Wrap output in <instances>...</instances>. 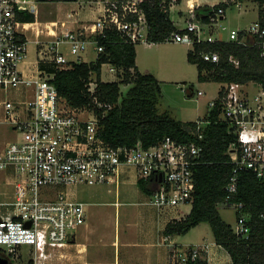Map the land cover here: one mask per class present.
<instances>
[{"label": "built area", "instance_id": "built-area-1", "mask_svg": "<svg viewBox=\"0 0 264 264\" xmlns=\"http://www.w3.org/2000/svg\"><path fill=\"white\" fill-rule=\"evenodd\" d=\"M153 1L98 0L100 15L94 23L62 34L53 31L57 23H51L52 29H46L52 39H41L42 30L36 27V60L27 73L23 68L29 51L25 32L37 26L38 21L24 23L19 14L28 12L37 19L38 5L32 0H0V256L11 263L20 257L24 246L33 250L36 264H44L56 251L69 246L87 219L86 204L76 197L79 189L111 183L123 166L134 169L140 180L156 183L157 191L148 200L152 207L173 210L192 205L196 190L193 169L201 163V142L214 110H219L229 134L237 138L228 150L234 171L226 188L227 199L220 206L240 213L234 230L238 236L249 235L250 228L241 214L243 204L230 199L237 192L240 171L264 178L262 84H224L219 101L210 102L207 118L196 121L193 134L198 141L183 143L165 137L149 148L141 142L134 147H111L101 137L95 109L69 106L53 84L55 75L42 68L54 64L58 71L69 69L73 63L83 61L81 54L90 45L99 55L104 51L99 39L107 38L110 32L135 46L155 44L149 40L150 25L143 8ZM176 2H169L170 12ZM240 4V0H219L218 9L209 15L207 23L191 9L190 16L175 23L177 31L165 42L186 43L192 48L197 43L236 42L259 47L264 59V13L244 30L222 27L228 32L227 38L208 34L225 19L226 5ZM66 46L76 57L74 60L63 53ZM201 56L208 63L220 61L216 52H203ZM231 61L238 66L237 61ZM97 85L91 76L89 93L93 97ZM94 104L99 109H111L95 97ZM168 249L170 264L204 259L208 252L205 246L180 249L169 244Z\"/></svg>", "mask_w": 264, "mask_h": 264}, {"label": "trees", "instance_id": "trees-1", "mask_svg": "<svg viewBox=\"0 0 264 264\" xmlns=\"http://www.w3.org/2000/svg\"><path fill=\"white\" fill-rule=\"evenodd\" d=\"M170 1L163 3V0H154L143 5L150 25L149 40L153 43H164L178 29L170 18ZM256 1L260 4V15H263L264 0ZM218 7L199 6L195 9V15L207 23L209 15ZM19 18L28 23L36 21L34 15L26 12L20 13ZM99 40L104 51L95 62L73 63L71 68L59 70L53 84L72 108L95 109L103 141L111 147H134L141 142L144 148L160 143L165 137L183 143L198 141L193 134L196 122L183 123L167 113H159L160 82L154 75L143 74L138 70L136 46L126 43L112 32L107 38ZM203 52L218 53L219 63L205 62L201 56ZM231 59L237 61L238 66ZM188 61L197 66L198 81L201 83L246 84L255 81L264 86V59L257 46L236 42L197 43L188 53ZM105 64H112L125 77L117 82H103L101 71ZM94 73L98 84L94 97L101 104L111 106V109H99L94 104V97L89 93V83ZM123 84L131 85V88L121 100ZM190 90L193 91L194 86ZM222 93L223 88L217 102ZM209 119L211 123L201 142L204 146L201 163L193 169L196 190L192 210L186 217L171 221L164 234L166 237L184 236L195 227L207 224L216 244L229 254L232 264H264V178L259 179L249 171H240L238 174L237 192L230 201L243 204L241 214L250 228L247 237L238 236L234 228L224 221L219 210V206L227 199L226 188L234 171L228 150L237 138L229 134L228 124L220 118L219 110L212 111ZM139 188L148 196L157 191L153 180H139ZM237 214L238 218L240 213ZM186 264L208 262L206 259H198Z\"/></svg>", "mask_w": 264, "mask_h": 264}, {"label": "rangeland", "instance_id": "rangeland-1", "mask_svg": "<svg viewBox=\"0 0 264 264\" xmlns=\"http://www.w3.org/2000/svg\"><path fill=\"white\" fill-rule=\"evenodd\" d=\"M89 1L92 3L93 7L96 6L98 9L99 17L100 8L97 4L98 0ZM178 1L180 0H177V2ZM240 3H243L241 8L236 5H227L225 19L220 21L212 31L210 29L208 34L213 35L215 38H227L228 32L223 30L222 27H226L229 30H244L258 20L260 15V4L256 0H240ZM65 6L66 5L56 1L38 2L39 18L36 20L40 22H46L48 20L53 21L62 18V15L63 18H67L68 13L74 14L73 7ZM180 10H187L185 1L181 5L176 6L170 13V18L174 23H181L180 16L181 18H187L190 15L189 13L185 15L184 13L179 14ZM96 19L93 20L91 24L94 23ZM25 33L30 43L28 62L23 68L27 73H30L28 72L29 65L32 64L31 67H34L33 64L36 60V46L35 42H33L35 39V27ZM93 47L94 45H90L88 50L81 54L83 62L90 63L95 61L96 51H94ZM192 49L193 48L186 43L175 42H164L155 44L152 47H147L145 44L136 46V62L140 72L143 74H152L160 82L161 97L158 104L159 113H167L172 118L183 123L196 122L199 118L204 117L209 110L210 102L217 99L220 90L224 87L223 84L216 82L201 83L198 81V68L188 61V53L192 51ZM73 58L76 57L73 56ZM92 76L96 78L95 73ZM124 77V73L117 70L112 64H105L102 67L101 78L103 82H117ZM191 86H194L195 91V95L192 96L189 95ZM130 88L131 85H121V100L127 95ZM198 91H202L205 94L203 96H198ZM76 197L86 204L87 223L97 225L95 228L99 230L98 246L103 249L100 250V258L105 260L102 264H117V261L115 260V262H113L112 258V242L106 241L104 236L107 234V236H110V239H114L115 237V239L117 238L119 240L120 235V241H122L125 232V214L128 212L129 208L131 212L142 207L129 206L123 199V190L119 189L117 194L115 186H106L105 188H80ZM116 199L122 204H115ZM137 201L139 204L142 200L138 199ZM189 209L190 205L184 206L183 213H187ZM219 210L224 221L235 228L237 224V212L232 208L223 206H219ZM175 215H178V213H175ZM117 227L118 232L115 229ZM83 229H85V227ZM81 232L82 231L78 233V241L79 243H85L82 238H80ZM133 235L136 236V232H133ZM205 236H212V232L209 225L202 224L199 230H191L184 236L180 235L175 241L163 240V238L162 241L164 244L168 245L177 243L179 246L190 247L193 246L197 240ZM94 243L96 242L94 241ZM168 245L163 247V255L159 257L158 261H154V263H150V261L147 263H139L137 256L127 261H130V264H170ZM23 250L24 253H22V258L20 256L14 259L12 262L13 264H27L34 256L30 253L28 247L25 246ZM19 255H21V253H19ZM56 255L59 256V254ZM57 256L54 255L52 258L48 259L52 261L50 264H58L56 259L59 257ZM118 264H122L121 261Z\"/></svg>", "mask_w": 264, "mask_h": 264}, {"label": "crops", "instance_id": "crops-1", "mask_svg": "<svg viewBox=\"0 0 264 264\" xmlns=\"http://www.w3.org/2000/svg\"><path fill=\"white\" fill-rule=\"evenodd\" d=\"M32 1L37 3V5L38 2H41L39 0H32ZM49 1L50 0L43 2H49ZM53 1L64 4L66 5L65 7L67 6L73 7L74 14L68 13L67 18L65 17L63 18L62 15V18H58L53 21L52 20L50 21L48 20L46 22L38 21V25L37 26L34 25L35 39L33 42H35V46H36L35 50H37L36 40L38 37L37 34L38 31L36 27H39L40 31L42 30V32L40 33V35H42L41 39H52L51 36L47 35V29H46L47 26H49L48 29H52L51 23H57V26L53 29V31H56L58 34H62L67 31H72V30L76 31L88 27L91 24V22L98 17V13H99L98 9L96 8V6L93 7L92 3L89 0H62V1L53 0ZM184 1L186 3L187 10H180L179 13V14L184 13V15L186 13H189L191 15V9L195 10L199 6H215L216 4L219 3V0H213V1L212 0H180L173 4L171 11L176 6L181 5ZM241 5L243 6V3L240 4L239 8H241ZM184 18L185 17L181 18L180 16L181 21L184 20ZM24 23H28V22H24ZM28 24H33V23H28ZM40 24L42 27L40 26ZM62 24H64V26H62ZM174 25L176 26L175 23ZM28 42L30 43L29 40ZM155 44H152L147 47H152ZM62 51L67 56L68 59L74 60L67 46L64 47ZM97 57L98 55L96 53L95 61L97 60ZM42 68L44 71L50 73L51 75H56V72H58L54 64L43 65ZM189 92H190L189 94L190 96L195 95L194 90L193 91L190 90ZM207 115L208 112L202 118H205ZM139 180L140 179L138 178V175L134 169L128 166H123L118 178H116L109 184L95 187V188H101V187L105 188L106 186L107 187L115 186L117 190V194L119 189L123 190V199L127 202L129 206H136V207L139 206L138 208L142 207L140 209H135L131 212L129 208L128 212L125 214V218H126L124 222L125 232L122 241H120V235H119V240L117 238L115 239V237L114 239H110V236H107V234H105L104 236L106 241L112 242L111 243L112 245L111 250L113 251L112 258H113V262H115V260L117 261V264L120 261L122 264H130V261L127 260L135 256L138 257L137 260H139V263L140 262L147 263L149 261L150 263H154V261H158L159 257L163 255V247L165 245H168V244H164L162 238L163 240L168 238V241H175L180 236V235H174V236L166 237L164 232L166 230L167 225L175 219L180 220L181 218L186 217L187 215L190 214L192 210V205H190V209L187 213H183L184 206H181L174 210L171 209L159 210L155 207H152L151 205L148 204V200L150 196L143 194L139 188ZM82 188H87V187H82ZM138 199L142 200L141 203L139 204L137 201ZM115 204L121 205L122 203L116 199ZM175 213H178V215H175ZM95 226L97 225H92L91 223H87L86 221V223L77 232L75 240L71 241L69 246H67L66 248L55 252L54 254L55 256H57L56 254H59V256H57L59 258L56 259V262H58V264H102L103 262H105L103 258H100V250L103 249H101L98 246L99 230L96 229ZM84 227L85 229H83ZM201 227L202 224L195 227L192 230L195 229L199 230ZM115 229L118 232V227ZM80 231H82L80 238H82V240L85 243H79L78 241V233ZM133 232H136V236L133 235ZM94 241L96 243H94ZM174 245L180 249H187L194 246H200V247L205 246L208 247V252L204 254V259L207 260L208 264H232L231 257L220 245L216 244L213 235L205 236L204 238L197 240L195 244H193V246L190 247L179 246L177 243H175ZM24 247L20 249L21 258H22V253H24L23 250ZM28 250L33 255V250L29 247ZM31 261L32 264H36L34 262L33 257L29 260L27 264H31ZM50 263H52V261L47 260L44 262V264H50Z\"/></svg>", "mask_w": 264, "mask_h": 264}, {"label": "water", "instance_id": "water-1", "mask_svg": "<svg viewBox=\"0 0 264 264\" xmlns=\"http://www.w3.org/2000/svg\"><path fill=\"white\" fill-rule=\"evenodd\" d=\"M0 264H12V263L9 261V259L0 256Z\"/></svg>", "mask_w": 264, "mask_h": 264}]
</instances>
